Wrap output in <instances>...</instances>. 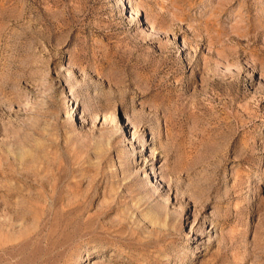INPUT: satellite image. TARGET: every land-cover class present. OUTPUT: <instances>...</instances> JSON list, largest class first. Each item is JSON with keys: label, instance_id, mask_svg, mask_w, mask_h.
Listing matches in <instances>:
<instances>
[{"label": "rangeland", "instance_id": "1", "mask_svg": "<svg viewBox=\"0 0 264 264\" xmlns=\"http://www.w3.org/2000/svg\"><path fill=\"white\" fill-rule=\"evenodd\" d=\"M0 264H264V0H0Z\"/></svg>", "mask_w": 264, "mask_h": 264}]
</instances>
